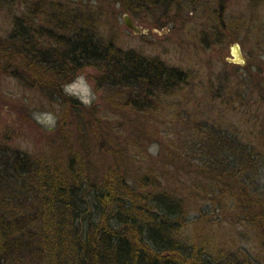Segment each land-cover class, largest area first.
Listing matches in <instances>:
<instances>
[{
	"label": "trees",
	"instance_id": "16d2710c",
	"mask_svg": "<svg viewBox=\"0 0 264 264\" xmlns=\"http://www.w3.org/2000/svg\"><path fill=\"white\" fill-rule=\"evenodd\" d=\"M120 1L133 11L155 0ZM2 6L15 14L0 73L53 87L69 109L48 151H0V264H264V119L243 130L208 100L182 109L184 71L105 39L66 2ZM79 72L108 92L101 116L61 91ZM242 83L222 84L223 101L264 106V86Z\"/></svg>",
	"mask_w": 264,
	"mask_h": 264
},
{
	"label": "rangeland",
	"instance_id": "374dc122",
	"mask_svg": "<svg viewBox=\"0 0 264 264\" xmlns=\"http://www.w3.org/2000/svg\"><path fill=\"white\" fill-rule=\"evenodd\" d=\"M59 1L66 2L67 6L79 12L92 14L98 19L97 25L101 34L117 46L123 49L132 48L145 56L165 60L166 64L184 71L187 77L183 86L185 92L176 96L183 104L182 109L188 106L194 110L196 98L202 100V103L208 100L210 109L225 111L233 117L234 124L243 130H256L252 124L256 126L264 119L262 104L254 102L252 106L244 101L239 103V100L233 103L229 100L224 102L220 94L223 90L222 84L226 86L229 79L246 84L254 80L264 86V0H220L227 2L222 16L217 12L219 0H180V6L176 10L173 4L175 0H155L148 9L139 6L133 11H128L129 4L125 6L120 0ZM159 4L161 5L158 6ZM16 13L18 14L17 11ZM14 14L7 11L6 6L0 7V39L10 30ZM123 14L132 17V22L141 28L140 33H134L132 28L124 25ZM34 21V26L43 24L37 18ZM233 42L240 45V52L245 57L244 65L229 61L233 58ZM78 75L86 76V73L79 72L69 82ZM88 82L94 86L91 80ZM64 85L61 86L62 92ZM107 94L108 92L97 91V99L93 105L83 108L91 110L94 106L95 112L101 116L102 111L109 107L103 98ZM252 95L257 96L254 93ZM59 99L61 100V96L49 85L41 86L38 83L32 88L25 87L18 83L17 78L0 73L2 155L16 151L35 155L42 150L46 152L51 149L52 143L58 139V134H55L57 126H47L43 121L51 113L57 117L58 122V114L68 112L69 107L60 103ZM185 110L181 118H185ZM130 114L132 117L137 112L131 111ZM198 114L199 112L195 116ZM206 115L207 113H202L200 118ZM69 119L70 116L65 119L67 128ZM180 124L181 122H175V126L180 127ZM155 147L156 145L148 144L146 150L153 153ZM189 213L188 220L191 221L195 214ZM214 213L216 220L223 219L224 215L219 208ZM213 221L216 225L220 224ZM189 225L192 228V224ZM239 227L238 225L237 229ZM245 243L252 244L250 241Z\"/></svg>",
	"mask_w": 264,
	"mask_h": 264
},
{
	"label": "clouds",
	"instance_id": "9594fccd",
	"mask_svg": "<svg viewBox=\"0 0 264 264\" xmlns=\"http://www.w3.org/2000/svg\"><path fill=\"white\" fill-rule=\"evenodd\" d=\"M62 90L66 96L75 98L86 108H90L97 99V95L85 75L76 76L71 82L66 83ZM43 122L54 128L57 117L49 113ZM153 154L155 155V152Z\"/></svg>",
	"mask_w": 264,
	"mask_h": 264
},
{
	"label": "water",
	"instance_id": "95a60500",
	"mask_svg": "<svg viewBox=\"0 0 264 264\" xmlns=\"http://www.w3.org/2000/svg\"><path fill=\"white\" fill-rule=\"evenodd\" d=\"M123 17V23L126 27L128 28H132L133 32L134 33H140L141 31V28L137 25H135L132 21V17L131 16H128L127 14H123L122 15ZM231 52L233 53V58L230 59L229 61L230 62H233V63H239L241 65H244L245 63V60H244V56L243 54L240 52V45L239 43L237 42H233L232 45H231Z\"/></svg>",
	"mask_w": 264,
	"mask_h": 264
}]
</instances>
